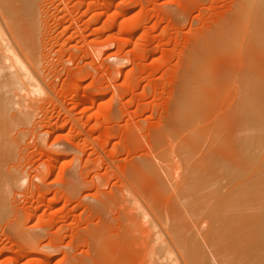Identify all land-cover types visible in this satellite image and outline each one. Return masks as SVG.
Returning <instances> with one entry per match:
<instances>
[{
	"label": "rangeland",
	"instance_id": "rangeland-1",
	"mask_svg": "<svg viewBox=\"0 0 264 264\" xmlns=\"http://www.w3.org/2000/svg\"><path fill=\"white\" fill-rule=\"evenodd\" d=\"M34 2L38 68L31 71L41 90L29 95L26 88L19 97L15 90L13 105L0 107V193L7 199L0 201V264H86L97 242L118 241L121 234L126 239L134 234L131 249H141L144 235L138 236L131 217L141 214L138 221L146 228L153 216L141 217L149 200L131 179V169L151 162L175 194L176 146L187 133L178 104L187 96L195 53L216 34L231 54L217 48L226 58L212 81L218 97L213 115L236 120L228 125L248 140L252 169L246 170L264 172V87L253 92L246 85L254 61L248 43L236 46V33L228 27L239 0ZM262 75L254 77L264 83ZM247 93L260 101L243 109Z\"/></svg>",
	"mask_w": 264,
	"mask_h": 264
},
{
	"label": "bare ground",
	"instance_id": "bare-ground-1",
	"mask_svg": "<svg viewBox=\"0 0 264 264\" xmlns=\"http://www.w3.org/2000/svg\"><path fill=\"white\" fill-rule=\"evenodd\" d=\"M33 2L34 0H0V87L2 91L0 94L3 95H0V107L2 108L7 109L13 105L14 99L11 98V93H15V90H17L18 97L21 94L19 92L23 91L24 93L26 88H28V92H26L29 95L41 90L40 84L34 76L35 72L33 74V70L31 71V69L38 68L36 66L38 59L35 56L38 48H36L37 46L36 49L33 48L36 45L34 40L37 39L32 38L35 35L32 34L34 26L32 24L37 25L36 21H31V16L35 15V13L31 15V11L35 12L36 8L35 6L33 8ZM235 12V19L233 24L231 23L233 29L231 26L228 27L236 33L235 35L233 32V35L237 37V41L234 42L236 46H238V41L244 46L246 43L249 45L248 51L243 45L239 50L243 55L247 51L248 56L254 61V64L250 65V69L248 68L246 77L247 75L249 77L246 85L252 86L254 91L251 90L255 92L257 86L264 87L261 79L258 81L259 78L254 77L259 72L264 74V44L262 43V39L264 40V0H239ZM35 16L32 18L37 20ZM36 25L34 26L36 32H33L37 35ZM220 31L222 32V28ZM235 36L233 37L236 39ZM221 37L220 33L210 37L207 43L201 45L198 53H195L194 62L196 63L193 64L194 69L193 65L191 67L194 74L190 78L191 81H187L186 93L184 90L185 96H187L185 99L182 98V103L181 100L179 101L181 106L180 103L178 104L179 112L183 114L178 115L179 119L183 118L179 123L182 122L183 126L184 121L186 122L184 124L187 128H182L187 133L176 146V155L179 159V161L176 160L179 162H176V165L179 166L173 168L177 174L176 179H172L175 194L173 195L165 186L159 175L160 171L158 172L154 164L149 161L134 162L131 179L133 178L137 185L145 189L144 193H147L145 196L149 200L148 203L150 202L153 206V211L149 210L152 214L147 213L150 208L148 206L150 204L147 202L145 203L147 206L144 204L147 212L141 208L143 209L141 217H144V220L145 217L153 216L152 219H149L150 221H147L146 228L141 221H138L141 214L131 217L138 236L139 233L144 235L140 241L141 249H131L134 245H131L132 242L129 239L131 236L133 237L134 232L129 239L123 238L121 234L122 239L117 236L118 238H115L118 241L113 242H97L96 238L95 257H93V261H88L86 264H139L141 261L140 264H264V172L257 173L259 171L257 170L256 173L261 174L258 177L255 174L256 166L253 167L254 172L250 171L252 168L248 158L250 156L249 146H247L248 142H244L247 138L243 140L244 136L237 131L238 127L233 129L232 125L236 124V120L226 122L221 120L219 113L213 115L215 113L212 109L215 106L213 103L218 97L217 93L215 95L213 93L216 89L212 88V81L219 60L227 55L230 49L221 45ZM32 42L35 44L33 45ZM227 43L229 44V42ZM232 44L230 43V45ZM217 48H222L227 53L225 52L224 55L222 52H218ZM189 82L191 83L189 84ZM2 87L5 88L4 91L6 90L5 95ZM187 91L190 95L187 94ZM263 91L259 90V92ZM13 93L12 96H15ZM240 94L237 92V95ZM246 95H243L244 100L242 99L243 109H247L245 108L247 104L255 105L254 102L260 101L257 97L256 100H254L255 97L254 99L250 97L251 94L247 93ZM243 96L241 95V97ZM237 97L239 99V96ZM262 99L263 101L260 103L264 102V97ZM235 104L233 103L232 106ZM234 114L236 115V113ZM241 118H243L242 115ZM200 120H205L208 123L200 122ZM197 123L206 125L200 128ZM228 123L233 124L228 125ZM246 126H250V124ZM245 129L246 127L243 132ZM168 168H165V171L169 172ZM247 168L250 170L247 171ZM1 181L0 178V183H3ZM138 188L140 187L138 186ZM5 195H1L0 201H4ZM99 234L97 232L98 236ZM110 236L112 237V235ZM124 236L126 235L124 234ZM135 239L139 241L138 237Z\"/></svg>",
	"mask_w": 264,
	"mask_h": 264
}]
</instances>
